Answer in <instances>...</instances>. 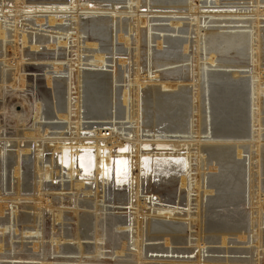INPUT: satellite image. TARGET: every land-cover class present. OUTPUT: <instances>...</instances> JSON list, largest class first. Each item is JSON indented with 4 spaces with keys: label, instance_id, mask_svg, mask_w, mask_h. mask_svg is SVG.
Returning a JSON list of instances; mask_svg holds the SVG:
<instances>
[{
    "label": "bare ground",
    "instance_id": "bare-ground-1",
    "mask_svg": "<svg viewBox=\"0 0 264 264\" xmlns=\"http://www.w3.org/2000/svg\"><path fill=\"white\" fill-rule=\"evenodd\" d=\"M143 1L144 0H68V2H64L61 0H51L49 2H30V5H26L25 0H10L9 4L5 5V0H0V15L3 16L2 19L10 22L0 23V53H2V50L6 49V53L3 52V54H1L4 55L2 56L4 59L9 56L6 46L10 44L7 42L10 33L8 27H14L15 29H13L16 40L15 44L18 43L21 38V42L25 47L29 43L31 36L30 34L27 36L25 33H22V35L19 34L21 33L20 26L22 25H19L20 19L29 20L31 17L37 19L36 16L42 11L49 12L47 22L51 27L56 25L62 26L65 21L62 18L71 17L70 20L77 22L74 25L76 29H74L75 31H72V29L71 31H66L62 29V27H57L62 31L60 36L63 38L59 37L60 39L56 42L51 41V39L45 36L38 37L36 39V44L32 47L30 46L32 52L40 49V45L38 46L39 43L41 45L46 43L49 48L55 49V47H59L68 49L71 41L72 43L78 44V42H74V40L79 41L81 38L80 36L84 34H91L99 41V39H102L108 34L115 20L118 22V24H116L119 32L130 33L129 38H125L126 45L130 47L131 34H135L133 43L136 44V49L134 50L136 56H131V58L129 57L128 59L127 54H118L120 51L118 53L116 51L115 53V50L112 48L111 50L104 48L98 51V45L90 44L87 41L84 44L85 48L89 50L92 49L91 53H93V55L91 57H84V53L88 51L81 52L78 50L77 58L76 60L74 59L75 61L71 60L72 62H67L68 65L66 68H62L61 71H56L58 73H64L65 77H55L65 85L63 91L69 93L68 96L70 99L73 97L72 92L76 90L79 102L77 111H73L72 103L69 105L68 103L66 105H61L58 110L59 117L57 118V122H59L60 125H57L59 123L43 124L39 123L44 120L42 118L43 109L40 104H37L35 113V122L37 124H34L35 129L30 132L22 133V136L17 134V153L9 154L11 152L8 153L5 150L8 146H2L0 140V237L2 235L0 238V251L4 248V239L2 238L5 237L6 233L10 235L11 233L14 234L18 232L17 227H19V223L25 224L33 222L34 225H32L34 228L31 229H34L36 231L35 235H38L42 227V225L39 226L43 217L41 215L44 213L45 209L52 212L55 221H64L63 218L66 214V210H63L64 208L54 209L45 207L44 210L42 208V213L39 212V214H35L33 218L32 216L30 218V216L21 213L19 215V210L21 209L19 202L25 200V197H22L21 193L23 192L22 185L24 183L22 182L24 179V173L22 172L23 159L30 153L32 147H36L35 165L37 176L34 182L36 183L37 195L47 190L46 186L48 182L51 181V188H48L55 190L59 189L60 192L53 191V193H60L59 196H61V198H63L64 195H68L66 193L64 194L66 190L72 191L73 194L71 196H75V199L72 200V204L70 205L74 209L73 213L76 218V229L73 235L71 234V236H68L69 240H66L67 238L64 240H66V242H76V253L81 255V259H79V261L77 260V264L87 262L83 260L85 255L95 259L107 255V253L104 252V249H107V238L105 239L106 235L104 232L100 231L99 228L101 227L100 221L102 218L106 219L109 215L108 211H110V208L107 206L110 204L129 207L132 212L129 215L124 214L125 216L116 214L109 215L112 221V230L117 234H123V237H125L122 241L121 236L120 240L122 242L119 247L113 242H111L112 244L110 243V245L115 248L113 256L117 255V257L121 258L123 254L130 252L131 255L127 254V257H132L124 262H120L119 260L118 262L115 261L116 264H144L145 260L150 262L148 264H245L247 262V260L231 259L228 257L206 259L202 253L204 249H201V246L216 244L219 240H221V244L227 245L230 236H236L239 240L245 239L247 233L240 235L243 229L232 224V221H235L233 217L229 216L228 220L225 222L220 221V223H218L216 219L215 221H217V223H208L206 220V211L223 208L229 212L231 206L240 207L244 205L247 198L244 193L247 190H249L248 202H250L252 199V179L255 176H258L259 182V188L257 189L261 191V188H263L262 184L264 186V181L261 180V177L264 176V137L262 129L264 127V119L262 117L264 114V67L262 66L264 62V5H262V1L257 0V2L253 1V6L249 7L250 9L241 7L235 8L234 6H232L233 8L223 7L228 4L211 6L210 8L215 10L225 9L224 11H227L226 13L218 14L203 12L202 10L210 8L206 6L207 4L200 6V0H153V4L149 7L150 11L147 9L145 12H142L141 10L146 7L145 5L142 6ZM189 1L190 4L188 6L187 3ZM216 2L220 3L219 0H216ZM120 3H128L130 5L129 8H127L128 13H125L124 16L127 15L128 17L129 15H133L134 17H130L131 19L119 20L117 16L123 15L118 11L121 9L118 7ZM194 3L197 5H193ZM146 4L148 5L147 0ZM232 4L235 5L236 3L232 2ZM254 4H256V6ZM146 8H148V6ZM243 9L245 12L243 13L242 11L241 13L240 10ZM155 10L182 11L184 13L173 15H187L192 18L190 19L192 24L189 25V27L194 30L196 42L193 49L196 58H193L190 62L192 61V64L194 63L195 66L189 65L191 67L187 66L176 70H166V77H164V74H159V76L154 77V73L152 72L154 68H167L178 59V56L175 54L172 56L167 55V59L165 56L166 60L155 59V55L153 56L154 52L151 48V44L154 38L152 36L153 29L150 25L151 20L149 17L151 15H162V13L152 12ZM12 13L15 15V17L12 16L13 18L9 17ZM102 14L106 16L107 14H111V16L105 17L102 20L95 18L90 22H84L83 20L86 16ZM43 15L45 14L43 13ZM39 17L36 20V24L42 26L45 21L39 19ZM205 17H249L254 20L245 22L251 25L250 33H238L225 36L219 34L215 30L204 31L201 27V23ZM81 21H83V25H81ZM180 22L172 23V26L176 29L175 31L181 29L182 24ZM204 32H206L205 35L203 34ZM123 39L121 41H123ZM189 42L190 41L174 42L173 47L176 49L177 47L183 46V51L187 53L189 50ZM33 43L34 42H32V44ZM161 46L162 44L160 43L159 47ZM19 54L18 51L11 54L14 58L9 60L11 63L13 62L17 74L21 73L20 69L25 61L24 56L21 55V57H19ZM217 56L220 57L219 60L216 59ZM32 57V61H42V59L36 58L33 55ZM108 59H110V62L115 66L113 71L103 69L108 63ZM134 59H136L135 63L133 62ZM58 60L55 59L52 62L56 64ZM248 62H251V67L247 64L244 65ZM2 63H7V61L5 60ZM134 65L138 67L137 70L133 69L135 67ZM62 66L65 67V65ZM142 67L145 70L146 68L148 69V71H145V73H148L144 77L140 75ZM217 68H222L227 72L211 73V69ZM243 68L250 69L249 77H241V72H230V69ZM134 70L136 71L134 72ZM126 73L128 75L125 78L124 75ZM2 76L8 79L9 73L4 72ZM188 76H190L192 80L190 81L192 83H187L189 85H186L184 82ZM159 77H162L163 80L158 85L152 86L151 84H147L156 81ZM1 79L3 80V78ZM16 82L15 80V83ZM118 83L124 85L121 86L118 85ZM13 86L15 87V84ZM16 88L18 89L17 86ZM167 90L172 91L164 92ZM81 91H83V93ZM141 92H143V96H141ZM82 94H85L86 97V106L85 104L84 106L88 109L87 115L93 117V119H104L109 117L110 107L112 104L117 106L116 96L121 94L122 99L120 102L122 105L118 109V112L119 110L124 111L122 114L119 113V115L123 116L122 119L124 121H137L135 122L136 125H128L125 123L117 125L116 123L111 126L112 128H108L109 130H98L97 127L93 125H85L83 123L85 118H82L81 113L82 106H80ZM215 94L219 96L214 99ZM67 97L66 99H68ZM246 109L249 111L248 120L251 122L250 125L252 124L250 133L246 131V126L244 127L247 120H245V117L247 118L248 115ZM207 110H210V113H207ZM74 113L77 115V122L75 123L76 128L73 129L72 116ZM211 113L215 114L217 118L219 117L217 119L219 123L213 122ZM226 121L234 125L229 127ZM238 121L241 123L244 122V125L239 124L238 127L235 128V123ZM54 127H62V129L70 130V134L66 135L68 132L48 134L47 131ZM84 127L86 130L91 131L95 129L92 132L81 133ZM217 127H219V129H216ZM214 129H216L217 132ZM120 131H129L131 133L127 135V133L122 134ZM108 132L109 134H107ZM157 133L162 134V136L156 137ZM144 134L149 135L144 136ZM203 134L207 135V137H203ZM213 134L215 137L212 136ZM5 140L7 139L5 138ZM26 140L28 141L27 143H25ZM7 141L11 142L10 138ZM22 142L25 147L21 148ZM211 143H219L218 145L223 144V146H206ZM204 144L206 145L204 146ZM143 145H149L152 148L155 146H163L165 150L163 152L152 150L146 153L142 149ZM126 146H128V154H118L117 149ZM81 152H83V154L81 158H79ZM245 153H248V157H244ZM205 154L208 155V161L205 159ZM91 155H93L92 176L91 174L89 175ZM145 155L152 157L160 155L166 158L168 156H182L185 158V163L180 166L163 164L162 168L157 170L159 175L153 178L161 177L167 185V188L164 190H174L176 192L175 194H177V198L180 200L182 199V195L187 193L188 203L191 205L193 202L197 203V213H187V218H190V220L187 221L188 224L170 220L176 218V216H180L176 212L180 209L178 204H164L159 206L157 202L162 203V201L158 197L155 198L151 196L152 192L147 193L151 194V197L142 196V189L140 187L150 182L152 178L146 175L143 176L140 172V160L141 157ZM117 156H125L129 161V176L126 183L125 181L122 182V178L114 180L109 176L110 173H108V171H110V169L112 170V160ZM254 160L257 162L256 172L253 170L254 168L252 169ZM194 163L198 164L196 168L193 166ZM194 171L196 172L195 176L193 175ZM64 178L71 181V186L69 188H66ZM246 178H248V181ZM56 179H60L61 182H54ZM7 188H9L10 191L12 190L13 193H9L10 191L5 193V189L8 190ZM194 192L196 194H194ZM213 193H215V196L210 197L209 195ZM194 196H196L197 199L195 201L192 200ZM205 198L207 200L206 202ZM244 198L245 200H243ZM50 199H48L47 202L51 203L52 200L50 201ZM39 201L41 202L42 199ZM189 205V211H191V206ZM81 206L84 208H90L91 206L95 211V228L97 231L94 238L95 249L93 252L89 251L84 243L80 241L84 235H89L86 228L90 226L89 220L85 219V217L79 218V215L83 214H80V210H78ZM40 207V205L36 204L33 209L38 211L41 210ZM113 210L114 209H112V211ZM261 210L262 209L257 213L256 220L259 222L264 221L262 217L263 212ZM150 214H154L155 218H150ZM84 216L89 219L91 218L90 213L84 214ZM186 224L191 230L195 228L196 233L193 234V232H189L190 234H186ZM23 230H25V228ZM32 233L33 231L26 232V234L30 235ZM194 236L196 237L195 242L191 241V237ZM13 238L14 235L13 237H8V239L12 241ZM156 240H164L165 246L146 245L147 241ZM262 240H264V234L262 231L260 232L258 230L257 235L253 236V241H256V244L259 245V243H263ZM40 241H42V239ZM13 243L12 247L15 246ZM186 244H193L196 246V249H198L199 252L195 256V261L193 260L194 256L190 255L188 258L181 256V259L178 255V257H170L169 255L160 256L161 254H152L149 256L147 254L149 251L169 253V246ZM196 249H182L178 250V253L184 251H192L190 253H194ZM213 252L215 253L216 251ZM236 253L241 252L237 250ZM227 254H229L228 251ZM2 258L7 261L5 257H1L0 260H2ZM15 259L19 260L21 258ZM98 262L102 263L100 261ZM20 263H22L21 260H11L7 262V264ZM71 263L74 264L72 261ZM256 264H264V261L263 263L262 261L261 263L258 261Z\"/></svg>",
    "mask_w": 264,
    "mask_h": 264
},
{
    "label": "rangeland",
    "instance_id": "rangeland-1",
    "mask_svg": "<svg viewBox=\"0 0 264 264\" xmlns=\"http://www.w3.org/2000/svg\"><path fill=\"white\" fill-rule=\"evenodd\" d=\"M25 1H26V5H30V2H49L51 0H32V1L31 0H25ZM52 1H55V0H52ZM61 1L68 2V0H61ZM200 1H201L200 6H203V4L204 5L207 4L206 6L209 8L213 5L220 6L223 4H228V5H225L223 7L226 8V7L234 6L235 8L241 7V8H246V9H250L249 7L253 6V1L257 2V0H235V1L229 0V2H228V0H219L220 3H217L216 0H210V1L209 0H200ZM231 1L236 3V4L235 5L232 4ZM260 1H262V5H264V0H260ZM9 2H10V0H5L4 4L8 5ZM147 2H148V5L146 4V0H144L142 3V6H144V5L146 7L148 6V8L144 7L141 10L142 12H145V10H147V9H148V11H150L149 7H151V5L153 4V0H147ZM187 4L189 6L190 1ZM193 5L196 6L197 4L194 3ZM254 5L256 6V4H254ZM36 6H39V5H36ZM129 6L130 5L128 3H122V4L120 3L118 5V7L121 8L118 11H120L123 14L121 16L120 15L117 16L119 20L131 19L132 17H134L133 15H129L128 17H127V15H125L126 17L124 16L125 13H128L127 8H129ZM224 10L225 9L215 10L213 8H210V9H204L202 11L203 12L205 11L206 13H218V14H220V13H226L227 12ZM263 10H264V8H263ZM242 11H243V13L245 12L244 9L240 10L241 13H242ZM45 12L46 11H42V12L38 13V15L41 17H39L38 15L36 16L37 19L39 17V19L45 21L42 24V26H39L38 24H36L37 19H35V17H31V18H29V20L28 19L26 20L23 18L20 19L19 25H21V24L22 25L20 26V30H21L20 32L21 33H19V34L22 35V33L23 34L25 33V34H27V36H28V34H30V36H31L29 43L25 47L23 46V44L21 42L22 41L21 38L18 41V43L15 44V41H16L15 37H14L15 33L13 32L14 27H8L10 33H9V37L7 38V42H8V44L9 43L10 44H9V46L8 45H6V46L8 48V55L9 56H7V58L4 59V57H2L4 55H1V54H3V52L6 53V49L2 50V53H0V66H1L0 67V77L2 76V73H4V72L9 73V76H8L9 80L7 78H4L3 76L1 77V78H3V80L0 78V140H1L2 146H8L6 149L4 147V149L8 153L11 152L9 154L17 153V147H16V145H17V143H16L17 134L22 136L23 135L22 133L30 132V131H33L35 129L34 124L36 123L35 122V113H36L37 104H40L42 106V109H43V112H42L43 117L42 118L44 120H42L43 122L42 121L39 122V123H43V124L59 123V122H57V120H58L57 118L59 117L58 116L59 115L58 110H59L61 105H66L67 103L69 105L72 103L71 105L73 106V111H77V105L79 102H78V95L76 94V90L72 92L73 97L70 99L68 96L69 93H67L66 91L65 92L63 91L65 85H63L55 77L56 76L65 77L64 73L62 74V73H58L56 71H61L62 68H66V66L68 65V63L71 60H74V59L76 60L78 50H80L81 52L82 51H88L87 53H84V57H91L93 55V53H91L92 49L89 50V49L85 48L84 44L87 41L90 44L98 45V49H97L98 51L103 50L104 48L111 50V48H112L113 50H115V53H116V51H117V53L120 51L121 53L119 52L118 54H127L128 59H129V57L131 58V56L132 57L136 56V53L134 52V50L136 49V47H135L136 44L133 43L134 39H135V34H131L132 37H131L130 47L127 46L126 45V39L129 38L130 33L128 34L126 32H119L118 28H117L118 22H116V20L114 21L113 26L111 27V30H109L108 34L105 37H103L102 39H99V41L96 37L92 36L91 34H84V35L80 36L81 38L79 39V41L74 40V42H78V44L72 43V41H71V44L69 43L70 45H69L68 49L67 48H65V49L59 48V47H57V48L55 47V49L49 48V46L46 43H43L42 45L39 43L38 46L40 45V49L32 52L31 47L36 44V39L38 37L45 36V37L51 39V41L57 42L60 38H63L62 36H60V34H62V31L59 30L58 28L62 27V29L66 30V31L67 30L71 31V29L73 31L74 29H76V26H74V25L77 22L70 20L71 17H63L62 19H64L65 21L63 22L62 26L56 25L54 27H51L49 25V23L47 22V20L49 18V12H46V13ZM152 12L153 13H162V15H159V14L158 15H151L149 17L151 20L150 25L153 29L152 36L154 39H153V43L151 44V48L153 49V52H154L153 56L155 55L154 58L166 60L167 55L172 56L175 54L176 56H178L177 61L174 62V64L170 65L172 67H170V66H168L169 68L164 67L166 69L156 68L157 70L154 68V70L152 71L154 73V77L159 76V74H164V77H166V72L169 70H176V69H180L182 67H187V66L188 67L195 66L194 63L192 64V61L190 62V60H192L193 58L194 59L196 58L195 51L193 49V47L195 46V42H196L194 30L189 27V25L192 24V21L190 20L192 18L190 16H187V15H185V16L184 15H173V14H177V13H184L182 11L174 12V11H156L155 10ZM43 13L45 15H43ZM163 13L166 15H164ZM12 16L15 17L14 13H12V15L11 14L9 15V17H12ZM108 16H111V14H107V16L103 15V14L102 15H94V16L91 15V16L84 17L83 20H84V22L85 21L90 22V21L94 20L95 18L98 20H102L103 18L108 17ZM2 17L3 16L0 15V23H4V22L10 23L8 20L2 19ZM20 17H21V15H20ZM205 18H203L202 23H201V27L203 28L204 31L215 30L219 34L225 35V36L231 35V34H238V33H250L251 25L249 23H245V22L254 20L253 18L251 19L249 17L248 18L205 17ZM81 22H82L81 25H83V21H81ZM174 22H180L182 24V27L180 30L175 31L176 29H174V27L172 26V23H174ZM23 26H24V28H23ZM188 28H189V30H188ZM66 31H64V32H66ZM203 34L205 35L206 32H204ZM123 38L124 39L126 38V39L124 40ZM122 39H123V41H121ZM119 41H121V42H119ZM182 41L183 42H185V41L191 42L192 41L191 43L189 42V50L187 53H185L183 51V46L177 47L176 49H174V47H173L174 42L176 43V42H182ZM32 42H34V43L32 44ZM160 43L162 44L161 47H159ZM125 46H126V48H125ZM19 48L21 49V51ZM141 48L143 49L142 45H141ZM14 49H16V50H14ZM17 51H18V53H20L18 56L19 57H21V55L24 56V60H25L21 66V69H20L21 73L20 74H17L16 68L13 65V62L11 63L9 61V60H12L14 58L13 55H11V54L16 53ZM32 55L36 58L42 59V61H35V60L32 61V59H33ZM55 56H57V57H55ZM165 56H166V59H165ZM55 59L56 60L59 59L56 64L52 62ZM216 59L219 60L220 57L217 56ZM5 60L7 61V63H2ZM44 60H45V62H44ZM108 60H109L108 63L105 65V67L103 69L113 71L115 66L112 62H110V59H108ZM135 60L136 59H134V61H133L134 63H135ZM246 64L251 67V62L245 63L244 65H246ZM62 65H65V67ZM189 65H191V66H189ZM134 66L136 68L134 67L133 69L137 70L138 67L136 65H134ZM262 66L264 67V62L262 63ZM136 70H134V72ZM145 71H148V69L146 68V70H145L142 67L141 73H140L141 77H144L148 73V72L145 73ZM249 71H250V69H247V68H245V69L244 68L243 69H230V72H241L242 73L241 77H243V78L250 76ZM212 72L216 73V72H227V71L223 70L222 68H220V69L217 68V69H211V73ZM127 75L128 74L126 73L124 75V77L126 78ZM15 80L17 81L16 82L17 84L15 83ZM162 80H163L162 77H159L156 81H153V82L147 83V84H151L152 86H154L156 84L158 85L159 83L162 82ZM190 80H191V78H190V76H188V78L185 80L184 84L186 83V85H189L190 83H192L191 82L192 80L191 81ZM164 81H166V80H164ZM59 82L61 83V85ZM187 83H189V84H187ZM14 84H15V87L13 86ZM118 85L123 86L124 84L118 83ZM16 86L18 87V89L16 88ZM145 86H146V84H145ZM145 86H144V88H145ZM19 88H21V89H19ZM171 91L172 90H170V91L167 90L164 92H171ZM81 92L83 93V91H81ZM55 95H57V96H55ZM141 96H143V92H141ZM218 96H219L218 94L217 95L215 94L214 99L217 98ZM66 97L68 99H66ZM116 99H117L116 100L117 106H115V104L114 105L112 104V106L110 107V104H109V107H110V116L109 117L104 118V119L103 118L93 119V117H90L87 115L88 109H87V107H85L86 106V103H85L86 97H85V94H82V99L80 100L81 101L80 106H82V109H81L82 118H85L83 120V123L85 125L86 124H89L90 126L93 125V126L97 127L98 130H109L108 128H112L111 126L116 124V123H117V125L118 124H124V123L128 124V125H131V124L136 125L135 122H137V121H133L134 122L133 123L131 121H124L122 119L123 116L119 115V113L122 114V112L124 110H119V112H118V109L122 105V103L120 102L122 99L121 94H118L116 96ZM84 104H85V106H84ZM114 107H116V108H114ZM48 111H49V113H48ZM246 112L248 114L247 118L245 117V120L247 119L246 123H245L246 125L243 124L244 122L241 123L238 121L237 123H235L236 125L234 127L235 128L238 127L239 124L244 125V127L246 126V128H247V129L245 128L246 131H248L250 133V130H252V124L250 125L251 122H250V120H248V118H249L248 109H246ZM207 113H210V110H207ZM212 113H211V115L213 118V122L219 123V120H217L219 117L217 118L215 116V114H212ZM113 114H114V117H113ZM262 117L264 119V114L262 115ZM76 122H77V115L74 113V115L72 116V123H73L72 128L73 129L76 128V124H75ZM127 122H129V123H127ZM226 123L229 124V127H232V125H234L231 122L228 123V121H226ZM263 123H264V120H263ZM57 125H60V123ZM103 126H105V127H103ZM216 129H219V127H217ZM216 129H214V130L217 132ZM262 129H263V137H264V127ZM89 131H91V130H86V128L84 127L83 130L81 131V133H86ZM215 131H214V133H215ZM47 132H48V134L62 133V132L63 133L68 132L66 135L70 134V130L62 129V127L61 128H55L54 127L52 129H49V131H47ZM120 132L122 134L127 133V135H128V133L129 134L131 133L129 131H120ZM107 134H109V132ZM148 135L144 134V136H148ZM158 136H162V134L157 133L156 137H158ZM212 136H214V134ZM203 137H207V135L203 134ZM5 138L7 140H9V138H10L11 142H8L7 140H5ZM2 140H4V141H2ZM12 142H13V144H12ZM27 142L28 141L26 140L25 143H27ZM23 144L24 143L22 142L21 148L25 147ZM218 144L219 143H211V144H207V145L204 144V146L205 145L206 146H212V147L223 146V144L222 145H218ZM30 150H31L30 153H28L27 156L25 155L26 157L23 159V164H22V172L24 173L23 174L24 179L22 182H24V183L22 185V191L23 192H21V193H22V197L23 196L25 197V200H22L19 202V205L21 206V209L19 210V215L21 213V214L30 216V218L32 216V218H33V216L35 214H37V213L39 214V212L43 211L45 207L46 208L47 207L48 208H54V209L64 208L63 210H66V214L64 215L65 217L63 218L64 221L62 220V221L58 222V221H55V219L52 215V212L48 209H45L44 213L41 215L43 217H42V220L40 222V225L38 224L39 226L42 225V227L39 230L38 235L37 234L35 235L36 231L34 229H31V228H34L33 222L25 223V224L19 223V227H17L18 232L14 233V234L11 233L10 235L6 233L5 237L2 238V239H4V248L1 250L2 252L0 251V259H1V257H5V259L7 261H5L2 258V260H0V262L2 264H7V262L8 261L10 262L11 260L12 261L21 260L22 263H20V264H37V263L38 264H72L71 263V261H72L74 264H77L79 259H81V257H80L81 255L76 253L77 252L75 250L76 242L75 241H67L68 243L66 242V240H69L68 236H71V234L73 235V233L76 229V218H75V215L73 213L74 209L70 205V204H72V200L75 199V196H71L73 194L72 191L66 190V191H64V194L66 193L68 195H66V196L64 195L63 198H61V196H59L60 193H58V192H60L59 189L58 190L50 189L51 184H52L51 181H49L47 186H46L47 190H45L41 194L37 195V190H36V185H35L36 183L34 182L35 177L37 176L36 165H35L36 164L37 149H36V147H32ZM205 155H206L205 159L207 160L208 155L207 154H205ZM244 157H248V153H245ZM195 163H197V162H195ZM195 163L193 164L194 168H196L198 165ZM256 164H257V162H256V160H254L252 169L254 168L253 170L255 172L257 171L256 170V168H257ZM193 175L194 176L196 175L195 171L193 172ZM246 180L248 181V178H246ZM261 180L264 181V176L261 177ZM54 182H56V183L61 182V180L56 179ZM255 183H256V185H255ZM258 183H259L258 182V176L253 177V179H252V196H251L252 199L250 202H248L249 190H247L246 191L247 193L244 191L245 192L244 195H246V197H247L244 205H241L240 207L231 206L229 209V212L224 210L223 208L206 211V213H207L206 220L208 223H211V222L217 223V221H218V223H220V221L225 222L228 220V218L230 216V217H233L235 219V221L234 220L232 221V224L236 227L239 226L240 229H243L242 233H240V235H244L247 233L246 238L243 240H239L236 236H230L228 238L227 245L221 244V240H219V242L216 244L202 245L201 249H204V251L202 253L206 259L228 257L231 259L247 260V262L245 264H247V263L256 264L258 261L260 263L262 261V263H263V261H264V245H263L264 240H262L263 243H259V245L256 244V241L255 242L253 241V236L257 235L258 230L260 232L262 231V233L264 234V232H263L264 231V221L259 222L258 220H256L257 219V213L259 212L260 209H262L261 210L263 212L262 217L264 220V186L262 184L263 188H261L262 190L260 189L261 191H259L257 189V188H259ZM64 184L66 185V188H69L71 186V181H68L67 179L64 178ZM54 185H56V184H54ZM166 186L167 185L164 183V180H162V178L160 177V178H151L150 182H148L147 184H145L144 186H142L140 188L142 189V196L143 197H151V196H154L155 198L158 197L163 203L162 204L160 202L161 203L160 204L157 202V205H159V206L164 205V204L165 205H175V204L177 205L178 204L180 206V209L177 210L176 212L180 216H176V218H173L170 220L187 223V221L190 220L189 217H188L189 219L187 218V213L189 214V212H190L191 214H196L197 213V210H196L197 203L193 202L192 205L190 203H188L189 200L187 198L188 197L187 193H184L181 197L183 200L182 199L180 200L179 198H177V194H175L176 192L174 190L173 191L172 190L171 191L164 190L167 188ZM48 187H50V188H48ZM7 189L8 190L5 189V193H8V191H10L9 188H7ZM11 191L9 193H13V191L12 192ZM53 191L54 192L58 191V192L53 193ZM149 192H152V195L147 194ZM194 194H196V193L194 192ZM40 195H42V196H40ZM209 196L213 197V196H215V193L210 194ZM66 197L68 198V200ZM193 198H194V199H192L193 201L197 200L196 196H194ZM41 199H42V201L40 202L39 200H41ZM48 199H50V201L52 200L51 203L47 202ZM243 200H245V198ZM206 201L207 200L205 198V202ZM249 203H250V205H249ZM36 204L41 206L40 207L41 210L36 211L33 209L34 205H36ZM186 204H188V205L190 204L189 206H191V211H189L190 207H188V205H186ZM107 207L110 208V211H108V214L110 216H111V214L123 216L124 214L129 215L132 213L131 210L129 209V207L127 208L126 206L123 207V206H119V205L115 206V205L110 204ZM42 208H43V210H42ZM112 209H114V210L112 211ZM78 210H80V214L83 213V214L79 215V218L81 219V218L85 217V219L89 220V225H90L88 228H86V231L88 232L89 235H84L82 237V240H80V241H81V243L82 242L84 243L85 247L89 251L93 252L95 249V247H94L95 246V239L94 238H95V233L97 231L95 228V223H96V217L94 214L95 211L93 208H91V206H90V208H88V207L84 208L81 206V207H79ZM148 210H149V208H148ZM251 210H252V212H251ZM253 211L256 213H254ZM88 213L91 214L90 219L87 218L86 216H84V214H88ZM251 213H252V215H251ZM109 215L106 217V219L102 218V220L100 221L101 227L99 228V230L104 232V234L106 235V236L104 235L105 239L107 238L106 239L107 240V249H104V252L107 253V255L101 256L99 259H95L93 257L85 255L88 257L84 256L83 260L84 261L86 260L88 263L86 262L83 264H91L92 261H94V262H92V264H116L115 261L118 262V260H119L120 262H124V261L128 260V258H132V257H127V254L131 255L130 252L125 253L126 256H125V254H123L121 256V258L117 257V255L113 256L115 253V248L112 245H110V243L113 242V243H115V245H117L119 247V245L121 244V242L123 241V239L125 237H123V234H119V233L117 234L115 231L112 230V221H111V217ZM149 216H150V218H155L154 214H150ZM216 219H217V221H215ZM187 224H186V228L188 230L185 229L186 234H190L191 232H193V234H195L196 233L195 228L191 230L190 228L187 227ZM87 225H88V222H87ZM258 226H259V228H258ZM24 228H25V230H23ZM28 228H30L31 230ZM28 231L29 232L33 231V233L31 235L26 234V232H28ZM252 234H254V235H252ZM13 235L15 238V239L13 238V241L8 239L9 236L13 237ZM39 235H40V238H39ZM36 236H38V237H36ZM121 236H122V241L120 240ZM1 237H2V235H1ZM18 238H20V239H18ZM26 238H28V239H26ZM41 239H42V241H40ZM64 239H66V240H64ZM191 241L195 242L196 237L195 236L191 237ZM13 242H15V243H13ZM12 243L15 246L12 247ZM37 243H39V244H37ZM146 245L147 246H153V245L154 246H157V245L158 246L159 245L165 246V243H164V240H156V241H147ZM117 246H115V247H117ZM191 248L196 249V246L193 244L171 245V246H169V249H168L169 253H166V252L158 253V252L149 251V253H147V254L149 256H151L152 254L153 255H160L161 254L160 256L169 255L170 257L171 256L176 257L178 255L179 257L185 256L187 258L190 255V256H194L193 260L195 261L196 260L195 256L199 252L198 249H196L194 253H190L192 251H184V252L178 253L179 252L178 250L191 249ZM237 250H239L241 253H236ZM213 251H216V252L214 253ZM227 251L229 252V254H227ZM74 252H75V254H74ZM145 252H147V251H145ZM218 252H220V253H218ZM182 257H181V259H182ZM15 258H21V259L18 260ZM13 259H15V260H13ZM26 261H27V263H26ZM98 261H100L102 263H99ZM253 261H255V262H253ZM33 262H35V263H33ZM142 263H143V261H142ZM148 263H150V262H148L147 260L144 261V264H148Z\"/></svg>",
    "mask_w": 264,
    "mask_h": 264
},
{
    "label": "water",
    "instance_id": "water-1",
    "mask_svg": "<svg viewBox=\"0 0 264 264\" xmlns=\"http://www.w3.org/2000/svg\"><path fill=\"white\" fill-rule=\"evenodd\" d=\"M143 151H145L146 153L148 151H152V150H156V151H160L163 152L165 150V147L163 146H155L154 148L150 147L149 145H143L142 146ZM168 149V148H166ZM82 151V150H81ZM128 146L124 147V148H120L117 149L118 154H128ZM159 152V153H160ZM83 154V152H81L79 158H81V155ZM185 163V158L182 156H168L167 158L164 156H148L145 155L143 157H141L140 160V172L141 174L144 176H148V177H154V176H158L159 172L157 170H160L162 168V165H174V166H180L182 164ZM90 173L92 176L93 173V155L90 156ZM131 169V168H130ZM129 161L127 160V157L125 156H117L114 157V159L112 160V170L110 169V171H108V173H110V178L112 179H116L117 178H122V182L125 181L129 176Z\"/></svg>",
    "mask_w": 264,
    "mask_h": 264
}]
</instances>
